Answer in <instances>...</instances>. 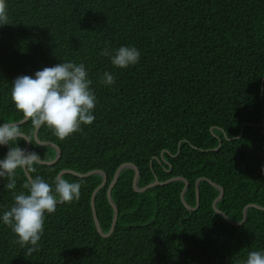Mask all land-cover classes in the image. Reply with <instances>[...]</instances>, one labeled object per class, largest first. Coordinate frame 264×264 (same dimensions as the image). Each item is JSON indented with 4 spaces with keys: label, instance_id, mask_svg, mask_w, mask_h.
Segmentation results:
<instances>
[{
    "label": "trees",
    "instance_id": "trees-1",
    "mask_svg": "<svg viewBox=\"0 0 264 264\" xmlns=\"http://www.w3.org/2000/svg\"><path fill=\"white\" fill-rule=\"evenodd\" d=\"M9 22L0 26V122L24 119L11 100L12 81L63 61L85 64L97 97L95 120L58 139L47 127L41 142L60 150L51 165L27 170L52 183L63 170H100L106 184L95 195L104 233L112 224L107 190L116 170L131 163L143 188H133L134 170L123 169L111 189L118 209L112 233L94 225L91 196L101 175L62 176L79 182L80 198L59 202L45 214L44 234L31 254L0 224V264H242L264 249V0H7ZM135 46L139 63L113 67L106 47ZM112 86L100 83L104 71ZM263 82V83H262ZM29 149L51 161L56 149L38 144L30 120ZM228 132L231 142L225 139ZM221 145L219 146V143ZM24 148L26 142L21 140ZM219 146V147H218ZM218 147V148H217ZM217 148V149H216ZM8 146H0L3 158ZM16 192L28 180L17 170ZM0 178V211L13 192ZM58 199V198H57Z\"/></svg>",
    "mask_w": 264,
    "mask_h": 264
},
{
    "label": "clouds",
    "instance_id": "clouds-1",
    "mask_svg": "<svg viewBox=\"0 0 264 264\" xmlns=\"http://www.w3.org/2000/svg\"><path fill=\"white\" fill-rule=\"evenodd\" d=\"M8 23L7 0H0V26ZM100 55L107 57L113 67L125 69L138 64L141 53L135 46L121 45L106 46ZM115 82V75L110 71L100 76L104 86ZM92 83L85 64L62 60L33 75L17 76L11 83L10 95L15 108L30 120L33 130L47 127L58 139L64 140L81 131L82 125H91L95 120L97 97ZM30 136L31 132H26L18 123L0 122V146H8L0 158V178H7L5 188L13 192L11 206L0 211V224L11 229L16 242L29 254L38 248L44 234L45 214L54 213L58 202L78 200L81 188L79 182L57 174L52 183L39 175L29 178L22 185L26 191H15L17 170L34 171L41 158L38 153L19 146L21 140L33 143ZM225 139L231 142L228 132ZM261 171L264 172V166ZM242 264H264V249L249 251Z\"/></svg>",
    "mask_w": 264,
    "mask_h": 264
},
{
    "label": "water",
    "instance_id": "water-1",
    "mask_svg": "<svg viewBox=\"0 0 264 264\" xmlns=\"http://www.w3.org/2000/svg\"><path fill=\"white\" fill-rule=\"evenodd\" d=\"M264 81V80H263ZM263 83V82H262ZM26 119L24 118L23 120L21 121H18V122H14V123H18L19 125L22 124L23 122H25ZM263 121H264V118H263ZM38 129H35L34 131V140L38 143V144H41V145H49V146H52L53 148L56 149V156L53 160L51 161H41L39 160L37 163L39 164H47V165H51V164H54L60 157V150L57 146H55L54 144L52 143H48V142H41L38 140V137H37V133H38ZM30 142H26V145L24 146V149L27 151L29 149V146H30ZM221 145V142L219 143V146ZM218 146V147H219ZM217 147V148H218ZM216 148V149H217ZM125 168H132L135 172L134 174V178H133V188L136 192H143L145 190H147L148 188H151V187H154V186H157V185H164V184H167L169 182H172V181H175V180H182L184 182V187L182 189V192H181V201L182 203L184 204V206L186 208H188L189 210H192V209H196V208H191L187 203H185L184 201V194L187 190V187H188V182L181 178V177H173L167 181H164V182H159L157 181V179H155L152 183L148 184L147 186L143 187V188H139L137 186V183H138V180H139V170L136 168V166H134L133 164L131 163H125V164H122L121 166H119V168L116 170L112 180H111V183L108 187V190H107V199H108V202L110 204V206L112 207L113 209V218H112V224H111V228L109 230V232L107 233H104L103 230L101 229L100 225H99V220H98V217H97V213H96V209H95V195L96 193L99 191L100 188H102L105 184H106V180H107V177L106 175L104 174V172L100 171V170H92V171H89L87 173H84V174H81V173H77L75 171H72V170H63L59 173V175H62L64 173H71L75 176H78V177H87V176H91V175H94V174H97V175H101L102 176V182L99 186L96 187V189L93 191L92 193V196H91V202H90V205H91V211H92V215H93V221H94V225H95V228L97 230V232L103 236V237H107L109 236L114 227H115V224H116V221H117V217H118V209H117V206L116 204L113 202L112 198H111V189L112 187L114 186V184L116 183L118 177H119V174L120 172L125 169ZM24 172H25V175L26 177L29 179L31 178L30 174L28 173V171L26 169H23ZM202 180H206L208 182H210V184H212L213 187H215L217 190H219V195L216 197V199L214 200L213 204H212V207L214 208L215 212L219 215H221L229 224H232V225H240L245 219H246V212H247V209L250 208V207H255V208H258V209H261V210H264V208L258 206V205H255V204H249L247 205L244 210H243V219L241 222H234L233 220H231L227 214H225L224 212L218 210L216 208V204L217 202L223 197V188H221L220 186H218L217 184L209 181L208 179L206 178H199L197 181H196V207L198 205V201H199V190H198V185H199V182L202 181ZM59 203V202H58Z\"/></svg>",
    "mask_w": 264,
    "mask_h": 264
}]
</instances>
